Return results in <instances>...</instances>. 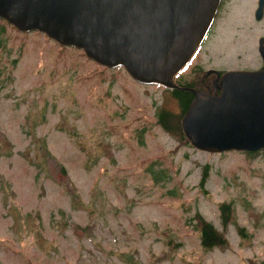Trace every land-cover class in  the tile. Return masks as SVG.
Returning <instances> with one entry per match:
<instances>
[{
  "label": "rangeland",
  "instance_id": "rangeland-1",
  "mask_svg": "<svg viewBox=\"0 0 264 264\" xmlns=\"http://www.w3.org/2000/svg\"><path fill=\"white\" fill-rule=\"evenodd\" d=\"M232 3L191 66L257 65L264 24ZM0 41V264H264V151L195 149L157 123L180 111L162 86L2 19Z\"/></svg>",
  "mask_w": 264,
  "mask_h": 264
},
{
  "label": "water",
  "instance_id": "water-1",
  "mask_svg": "<svg viewBox=\"0 0 264 264\" xmlns=\"http://www.w3.org/2000/svg\"><path fill=\"white\" fill-rule=\"evenodd\" d=\"M220 0H0V18L21 32L37 30L136 81L178 89L173 77L204 39ZM260 10V9H258ZM221 93L192 90L182 116L197 149H264V71H229Z\"/></svg>",
  "mask_w": 264,
  "mask_h": 264
},
{
  "label": "flooded vegetation",
  "instance_id": "flooded-vegetation-1",
  "mask_svg": "<svg viewBox=\"0 0 264 264\" xmlns=\"http://www.w3.org/2000/svg\"><path fill=\"white\" fill-rule=\"evenodd\" d=\"M234 0H220L219 8L216 14L214 21L212 22L209 36L213 39V32L215 31L216 23L219 20H223L225 14L227 13L228 8L233 3ZM261 4L260 14L258 20L256 19V11ZM253 20L260 24H264V0H254V8L252 11ZM223 52V51H221ZM255 58L257 60V65L255 67H249L247 69L242 70H264V30L258 32V36L256 38V55ZM229 69H219V68H208L204 69L198 63L194 66L190 67V69L184 71L179 74L177 79L175 80L180 87L189 88L192 90H197L203 92L208 95L216 96L221 91L220 78L221 75L228 71ZM190 91V92H191ZM192 93V92H191ZM194 94L192 93V97L189 100V103L193 100Z\"/></svg>",
  "mask_w": 264,
  "mask_h": 264
},
{
  "label": "trees",
  "instance_id": "trees-1",
  "mask_svg": "<svg viewBox=\"0 0 264 264\" xmlns=\"http://www.w3.org/2000/svg\"><path fill=\"white\" fill-rule=\"evenodd\" d=\"M1 45V41H0ZM80 51V50H79ZM189 88L180 87L178 89L172 90L171 95L178 101L179 105V113L175 114L170 111L160 109L155 114L157 123L161 126L163 130H165L169 134H178L180 137L185 138L181 126L180 120L183 112L187 109L189 105V100L192 97V93ZM188 141V140H187ZM1 155V153H0ZM4 155V154H3ZM147 172L151 175V178L154 182H159L163 178V170H147ZM206 181V171L204 172L200 179V186H203ZM220 215L222 217V222L224 223L227 218L231 216L232 206L230 203H223L219 206ZM199 219V231H200V243L202 247L205 249H211L217 245H223L227 242V240L223 237L221 233L215 230L213 225L210 222L205 221L200 215H198ZM241 232V229H239Z\"/></svg>",
  "mask_w": 264,
  "mask_h": 264
}]
</instances>
